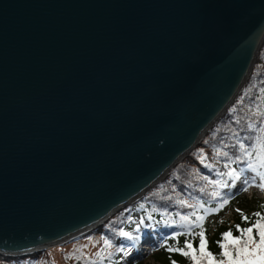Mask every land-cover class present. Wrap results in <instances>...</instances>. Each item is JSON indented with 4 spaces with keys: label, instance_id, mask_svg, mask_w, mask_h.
I'll return each mask as SVG.
<instances>
[{
    "label": "water",
    "instance_id": "water-1",
    "mask_svg": "<svg viewBox=\"0 0 264 264\" xmlns=\"http://www.w3.org/2000/svg\"><path fill=\"white\" fill-rule=\"evenodd\" d=\"M263 41L264 0H0V257L141 199L225 114Z\"/></svg>",
    "mask_w": 264,
    "mask_h": 264
},
{
    "label": "trees",
    "instance_id": "trees-1",
    "mask_svg": "<svg viewBox=\"0 0 264 264\" xmlns=\"http://www.w3.org/2000/svg\"><path fill=\"white\" fill-rule=\"evenodd\" d=\"M261 50V62L250 74L242 91L228 107L225 114L209 129L200 143L190 151L189 157L186 156L177 162L169 174L146 192L133 206L128 205L111 215L102 224L100 230L86 231L59 244L55 250L59 252L67 242H76V239L82 236H87V241H91L92 244H98V248L99 242L105 239L109 240L112 246L103 245L100 249L97 248L93 251L94 256H89L83 249H78L64 259L66 264H148L142 255L126 260L131 246L128 244L127 238L119 235L121 230L129 232L135 227L136 214H141L152 223L165 224V228L157 227L156 229L159 243L149 249L157 264H171V260H175L177 264H193L189 257L178 252L169 253L166 246L162 247V245L183 247L187 240L198 251L199 236L188 234L187 227L181 226L184 222L180 220V216L189 215L193 211L203 215L204 210L198 207L199 203H204L206 208H211L218 206L224 198H227L229 203L218 212L210 213L203 221V225L208 240V250L217 260H226L221 255L222 249L217 242H223V233L229 229L232 230L234 236L240 235L235 225L251 226L257 219L254 215L256 212H261L264 215V207H262L264 193L262 197H248V192L245 191L225 194L222 187L212 183V181L221 180V176H216L217 173L213 172L203 161L201 153L211 162L220 161L232 168L247 169V159L238 146L239 142H243L246 149L253 152V160L255 159L253 145L256 143V137L260 136L264 141V133L259 131L261 127H264V91H262L264 90V46ZM250 124L254 127L249 128ZM218 150L228 152L229 157L218 156ZM237 156L241 157L239 161L236 160ZM214 173L215 177H212ZM202 188L204 191H201ZM213 192H219L220 197H214ZM179 200H186L194 207L182 206L179 204ZM140 205H144V208L142 209ZM230 206L233 210L232 217L219 220ZM236 209H240L243 215L249 217V220L244 221ZM149 215L152 219L148 218ZM192 219L194 220L195 217ZM214 220L218 221L212 225ZM193 231L198 233L200 229L195 228ZM175 232L183 234L173 239ZM253 236L256 240L259 239L255 229ZM117 248H123L125 251H116ZM50 249L53 250V248H45L38 253L0 258V264H58L52 258ZM229 250L235 255V249L231 245H229ZM97 253H101V255L97 256Z\"/></svg>",
    "mask_w": 264,
    "mask_h": 264
},
{
    "label": "snow or ice",
    "instance_id": "snow-or-ice-1",
    "mask_svg": "<svg viewBox=\"0 0 264 264\" xmlns=\"http://www.w3.org/2000/svg\"><path fill=\"white\" fill-rule=\"evenodd\" d=\"M264 91V90H262ZM249 128H253L254 125H248ZM261 133H264V127L259 129ZM239 149L243 151L244 157L247 159V170L255 173L251 179L243 176L245 169H230L227 173H220V175H227L229 181L215 180L212 181L213 184L218 185L222 188L235 187L237 181H242V190L247 192L251 187H257L264 191V141L260 136L256 137V143L253 145L255 152V159L253 160V152L246 149L243 142H239ZM217 155H222L224 157H229L228 152L217 151ZM241 157L237 156L236 160L239 161ZM225 167H229L225 164ZM258 178V182H257ZM201 191H204L202 188ZM214 197H220L219 192H213ZM229 203L227 198L222 199L221 203L216 207L206 208L204 203H199L198 207L204 210V214L200 215L196 211H193L189 215H181L180 220L184 222L182 227H187L188 234L199 236V248L198 251L193 247L190 241H185L183 247H173L171 245H162V247L167 248L169 253L178 252L185 257H189L193 264H264V215L261 212H256L254 215L257 217L251 226L241 227L240 224L235 225L236 230L240 233L238 236H234L231 229L223 233V242L218 241L220 248L222 249L221 255L226 258L217 260L211 251L208 250V240L205 236V229L203 221L210 213L218 212L225 205ZM179 204L187 207H194L189 204L186 200H179ZM143 209L144 205H140ZM264 207V205H262ZM155 211V209H153ZM244 221L249 220L248 216L243 215L240 209H236ZM192 217H195L193 220ZM152 219L151 215L148 217ZM143 223V221H141ZM165 223H168L165 221ZM195 228H199L198 233L194 232ZM256 230V235L259 237L256 240L253 236V231ZM183 233L175 232L173 234V239L179 237ZM120 236L127 238L128 240L134 239L131 233L121 230ZM103 244L107 247H111V242L107 239L103 241ZM229 245L235 249V255L229 250ZM187 249V250H186ZM116 251H125L123 248H117ZM101 253H97L100 256ZM171 264H177L175 260H171Z\"/></svg>",
    "mask_w": 264,
    "mask_h": 264
},
{
    "label": "rangeland",
    "instance_id": "rangeland-1",
    "mask_svg": "<svg viewBox=\"0 0 264 264\" xmlns=\"http://www.w3.org/2000/svg\"><path fill=\"white\" fill-rule=\"evenodd\" d=\"M263 46H264V41H263V43H262V45H261V47H260V50H259V53H258V55H257V57H256V60H255V63H254V66H253V68H252V71H251V73L253 72V70L255 69V67L257 66V64L258 63H260L261 62V58H262V55H261V48L263 49ZM250 73V74H251ZM250 76V75H249ZM249 78V77H248ZM245 85V84H244ZM243 88V87H242ZM242 91V90H241ZM227 111V110H226ZM205 136V135H204ZM197 146V145H196ZM193 150V149H192ZM191 150V151H192ZM189 155H190V153L187 155V157H189ZM201 156L203 157V161L210 167V169L213 171V172H216L217 173V175L216 176H218V175H220V173H227L231 168H230V166L228 167V168H226V170L227 171H225V170H223L222 168H221V165H223V166H225V164L223 163V162H220V161H218V162H211V161H209V159L207 158V157H205L202 153H201ZM179 162V161H178ZM174 167V166H173ZM172 167V168H173ZM171 168V169H172ZM170 169V170H171ZM234 169H236V168H234ZM170 170H169V172H170ZM237 171H240V170H238V168L236 169ZM246 171V170H245ZM245 171H244V173H243V176H245V177H247V178H249V179H251V177L250 176H248V174H246L245 173ZM169 172H168V174H169ZM167 174V175H168ZM251 174L252 175H255V173H252L251 172ZM166 175V176H167ZM165 176V177H166ZM221 176V180L222 181H228V176L227 175H220ZM164 177V178H165ZM212 177H215V173L213 174V176ZM163 178V179H164ZM161 182V181H160ZM257 182H258V178H257ZM159 183V182H158ZM157 183V184H158ZM156 184V185H157ZM154 187V186H153ZM152 187V188H153ZM242 181H237L236 182V186L235 187H228V188H222V190L225 192V194H233V193H235V192H238V191H240V192H243V190H242ZM149 191V190H148ZM147 191V192H148ZM248 193H247V195H248V197H262L263 196V193H264V191H262V190H260L259 188H257V187H251V188H249V190L247 191ZM131 206H133V205H131ZM125 208V207H124ZM124 208H122V209H124ZM232 213H233V210L231 209V206L226 210V212L223 214V216H222V218L221 219H219V220H225V219H230L231 217H232ZM108 220V219H107ZM135 221H136V224H135V227L132 229V230H130L129 231V233H131V235L133 236V237H135V235L136 234H138L139 232H140V234L141 233H143V234H146V231H148L149 232V234L148 235H146V239H148V238H152V240H148V241H145L146 243H145V246L146 247H154V246H156L158 243H159V236H158V233L156 232V231H154L153 230V227H154V224L152 223V222H150L148 219H146L144 216H142L141 214H136L135 215ZM141 221H143V223H141ZM216 221H218V220H214V222L212 223V225L216 222ZM102 227V226H101ZM101 227H95L94 229H91V230H100L101 229ZM161 229H163V228H165V224H163L161 227H160ZM90 231V230H89ZM79 236V235H78ZM73 239V238H72ZM70 240V239H69ZM127 240V242H128V244H130V246H131V252H132V255L133 256H131V252L129 253V255L126 257V260H128L130 257H135V256H138L137 255V250L135 249V245H134V243H133V241L132 240H128V239H126ZM68 241V240H67ZM78 241H80L79 243H78ZM63 243V242H62ZM59 244H61V243H58V244H55V245H52V246H50V247H48V248H53V250L52 249H50V250H52V258L58 263V264H66L65 263V261H64V259L66 258V257H69L70 255H72L76 250H78V249H83L89 256H94L95 255V253H93V251H95L97 248H98V244H92V242L91 241H87V236H82V237H80V238H78V239H76V242H74V241H69V242H67L66 243V245H64L63 246V248H62V250H60L59 252L58 251H56L55 249H56V247H59L58 245ZM104 244H103V241H100L99 242V248L98 249H100V247L101 246H103ZM137 249L138 250H140V248H138V246H137ZM41 251V250H40ZM137 251V252H136ZM39 252V251H38ZM38 252H35V253H38ZM28 255V254H27ZM139 255H142L143 256V259H145L144 261L146 262V263H148V264H157V262L153 259V256L151 255V252L149 251V252H145V253H143V254H139ZM20 256V255H19ZM21 256H24V255H21ZM14 257V256H13ZM0 258H4V257H0Z\"/></svg>",
    "mask_w": 264,
    "mask_h": 264
},
{
    "label": "bare ground",
    "instance_id": "bare-ground-1",
    "mask_svg": "<svg viewBox=\"0 0 264 264\" xmlns=\"http://www.w3.org/2000/svg\"><path fill=\"white\" fill-rule=\"evenodd\" d=\"M219 120V119H218ZM216 124V123H215ZM214 124V125H215ZM211 129V128H210ZM190 153V152H189ZM187 156V155H186ZM185 156V157H186ZM221 168L223 169V170H225V171H227L226 170V167L225 166H223V165H221ZM228 168V167H227ZM245 173L246 174H248V176H253L252 174H251V171H249V170H246L245 171ZM162 176V175H161ZM228 181H229V177H228ZM230 182V181H229ZM140 194H138V195H135V196H133V197H131L129 200H128V202L126 203V205H125V207H127L128 205H134L138 200H140ZM96 226H94V227H92V229H94ZM91 230V229H90ZM86 232V231H85ZM81 235V234H80ZM134 238V240L136 241V243H137V246H138V248H141V249H143V248H145V244H142V243H140V241H139V239H142V234H140V232L138 233V234H136L135 235V237H133ZM149 250H146L145 252H148ZM144 252V253H145Z\"/></svg>",
    "mask_w": 264,
    "mask_h": 264
}]
</instances>
